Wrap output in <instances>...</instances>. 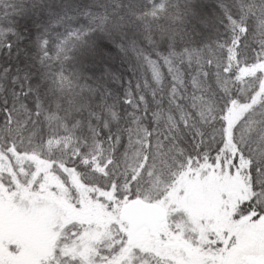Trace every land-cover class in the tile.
Returning <instances> with one entry per match:
<instances>
[{
	"label": "snow or ice",
	"instance_id": "1",
	"mask_svg": "<svg viewBox=\"0 0 264 264\" xmlns=\"http://www.w3.org/2000/svg\"><path fill=\"white\" fill-rule=\"evenodd\" d=\"M0 264H264V0H0Z\"/></svg>",
	"mask_w": 264,
	"mask_h": 264
}]
</instances>
